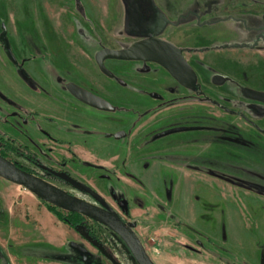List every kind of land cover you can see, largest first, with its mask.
<instances>
[{
  "label": "rangeland",
  "instance_id": "obj_1",
  "mask_svg": "<svg viewBox=\"0 0 264 264\" xmlns=\"http://www.w3.org/2000/svg\"><path fill=\"white\" fill-rule=\"evenodd\" d=\"M150 37L183 51L195 88L153 63L106 61L114 78L100 71L97 52ZM69 85L110 110L92 111ZM244 88L264 92V0H0V91L29 100L34 131L55 139L35 133L51 172L24 167L100 207L86 193L95 192L135 226L155 264H264V193L251 188L264 187V114ZM0 110L11 111L1 101ZM85 222L71 228L0 177V264H137L117 235Z\"/></svg>",
  "mask_w": 264,
  "mask_h": 264
},
{
  "label": "water",
  "instance_id": "obj_2",
  "mask_svg": "<svg viewBox=\"0 0 264 264\" xmlns=\"http://www.w3.org/2000/svg\"><path fill=\"white\" fill-rule=\"evenodd\" d=\"M95 58L100 71L111 78H114V75L106 68V61L157 64L166 70L169 75L185 89L195 88L198 81L197 73L186 61L183 51L172 43L156 37H150L136 42L126 50L103 49L97 52ZM226 81L227 79L220 76H214L212 79L215 85H221ZM68 89L71 94L81 102L100 111L110 110L109 103L102 98L76 85H69ZM242 95L247 100L254 102V104L249 106L250 109L264 114V109L258 105H264V92L256 91L251 88H244L242 90ZM116 138L120 139V136L116 135ZM0 177L8 182L25 188L50 206L56 207L67 213L79 214L86 219L108 228L125 243L137 264H155L136 234L134 230L135 226L131 223H126L121 216L114 212L95 192L88 190L92 198L100 204V207L77 198L33 174L21 170L16 164L1 155ZM66 180L75 187H82V184L69 177H66ZM251 188L264 193L263 186L252 184ZM72 247L77 251L85 252L77 245H73Z\"/></svg>",
  "mask_w": 264,
  "mask_h": 264
},
{
  "label": "flooded vegetation",
  "instance_id": "obj_3",
  "mask_svg": "<svg viewBox=\"0 0 264 264\" xmlns=\"http://www.w3.org/2000/svg\"><path fill=\"white\" fill-rule=\"evenodd\" d=\"M24 62H27V60H25ZM26 92L32 97V91L30 89L26 90ZM69 93L71 94L70 91ZM74 98L81 104L92 108V111H100L98 109L93 108L92 106L81 102L76 97ZM0 101L7 104L11 109V111L7 112L6 114L3 113V110H0V155L8 160H10L8 155H11L14 160L13 162L11 160L10 161L27 173L33 174V172H35L34 169L36 168L41 169L44 172H51L47 167L43 166L41 163L38 162V158L36 156L40 155V153H43V150L39 145L40 143L35 141V133L41 134L43 137L47 138L50 141H54L55 139L46 130L38 128L36 129L37 132L34 131V116L32 111L28 107L30 105L29 100L24 101L26 102L24 105L22 103L17 102L15 99H10L6 95H4L3 92L0 91ZM215 105L218 106L219 104L215 103ZM258 105L261 106L262 109H264V105ZM147 113L149 112L147 111L144 114ZM89 122L91 124V127L93 128V114ZM116 135L120 136V139L124 137L123 133H116L115 135H113L114 139H117ZM107 137L110 138V135L108 134ZM24 163L31 165L34 168L32 169L33 171L30 169H26L24 167ZM62 166H65V164L63 163ZM52 174L54 176H57V178L62 181H67L66 177L69 176H62L63 171H59V173L52 172ZM83 189L84 187L79 188V190L81 191ZM86 193L92 198L88 190ZM92 199L96 202V204L100 205L94 198Z\"/></svg>",
  "mask_w": 264,
  "mask_h": 264
},
{
  "label": "trees",
  "instance_id": "obj_4",
  "mask_svg": "<svg viewBox=\"0 0 264 264\" xmlns=\"http://www.w3.org/2000/svg\"><path fill=\"white\" fill-rule=\"evenodd\" d=\"M50 211L55 212L58 219L62 220L66 225H69L73 229H78L79 226L85 227L88 224L85 222L86 219L79 214L68 213L66 216L63 213L58 212L55 207H50Z\"/></svg>",
  "mask_w": 264,
  "mask_h": 264
},
{
  "label": "crops",
  "instance_id": "obj_5",
  "mask_svg": "<svg viewBox=\"0 0 264 264\" xmlns=\"http://www.w3.org/2000/svg\"><path fill=\"white\" fill-rule=\"evenodd\" d=\"M211 10L210 9H207V10H205V13H206V16H208V17H211ZM206 18V20H209L210 18ZM207 23H210V20L207 22ZM209 27H210V24L208 25ZM185 50V49H184ZM185 51H188V50H185Z\"/></svg>",
  "mask_w": 264,
  "mask_h": 264
}]
</instances>
